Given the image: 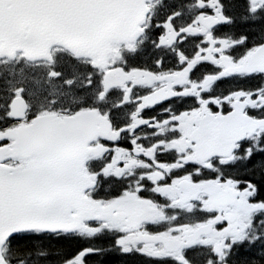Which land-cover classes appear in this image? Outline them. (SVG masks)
Wrapping results in <instances>:
<instances>
[{
  "label": "snow or ice",
  "instance_id": "snow-or-ice-1",
  "mask_svg": "<svg viewBox=\"0 0 264 264\" xmlns=\"http://www.w3.org/2000/svg\"><path fill=\"white\" fill-rule=\"evenodd\" d=\"M0 264H264V0H0Z\"/></svg>",
  "mask_w": 264,
  "mask_h": 264
},
{
  "label": "flooded vegetation",
  "instance_id": "flooded-vegetation-1",
  "mask_svg": "<svg viewBox=\"0 0 264 264\" xmlns=\"http://www.w3.org/2000/svg\"><path fill=\"white\" fill-rule=\"evenodd\" d=\"M159 109H156V111H158Z\"/></svg>",
  "mask_w": 264,
  "mask_h": 264
}]
</instances>
